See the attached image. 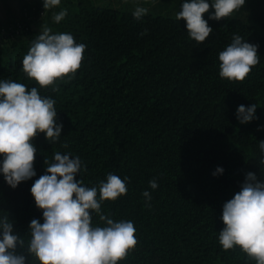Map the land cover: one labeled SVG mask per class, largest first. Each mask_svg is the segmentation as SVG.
I'll use <instances>...</instances> for the list:
<instances>
[{
  "label": "trees",
  "instance_id": "trees-1",
  "mask_svg": "<svg viewBox=\"0 0 264 264\" xmlns=\"http://www.w3.org/2000/svg\"><path fill=\"white\" fill-rule=\"evenodd\" d=\"M28 8L23 23L1 32L0 79L36 86L55 99L63 129L57 141L48 142L43 133L33 138L36 176L12 188L0 174V216L9 217L25 248L30 221L43 222L30 188L59 151L81 158L86 171L75 178L88 187L109 172L128 178L127 193L101 206L114 220H131L136 228L137 244L118 264H256L238 246L223 249L218 236L222 205L240 190L245 174L264 179L259 149L264 128H258L264 125V0H246L219 21L204 13L213 31L202 43L188 36L183 19L161 11L138 20L132 11L61 0L37 21ZM64 9L67 15L55 22ZM44 28L71 33L86 45L74 77L47 87L22 68L31 41ZM234 34L258 45L259 63L243 81L219 75L218 54ZM252 103L258 105V119L241 124L237 107ZM217 166L224 172L214 176ZM152 179L156 189L150 188ZM144 190L151 192L150 207ZM92 222L103 225L98 214ZM29 264H37L34 257Z\"/></svg>",
  "mask_w": 264,
  "mask_h": 264
},
{
  "label": "clouds",
  "instance_id": "clouds-1",
  "mask_svg": "<svg viewBox=\"0 0 264 264\" xmlns=\"http://www.w3.org/2000/svg\"><path fill=\"white\" fill-rule=\"evenodd\" d=\"M60 2L43 0V6L53 8ZM245 3L246 0H183L176 18L185 21L191 39L202 43L213 31L204 13H208V19L219 21ZM210 6L214 11L209 12ZM147 13L148 8L137 6L133 17L139 20ZM66 15L64 9L53 19L59 23ZM85 48L71 33L44 28L31 41L22 60L23 71L41 87L54 86L58 79L74 77ZM257 49L258 45L234 34L218 54L220 77L243 81L259 63ZM55 103L52 97L42 96L36 86L29 89L24 83L0 79V174L12 188L36 176L37 148L33 138L38 133H43L48 142L60 138L63 124L57 122ZM257 107L256 103L239 105L236 119L241 124L258 119ZM259 149L264 163V140L259 141ZM82 171L86 166L79 156L55 152L53 162L30 188L35 206L42 210L43 222L35 218L30 221L26 248L9 217L0 216V264H29V257H34L37 264H118L136 246L134 222L114 220L101 207L103 201H114L127 193L128 178L109 172L105 180L88 187L75 178ZM223 172L224 168L217 166L212 175ZM149 185L156 189L158 182L152 179ZM142 195L150 207L151 192L144 190ZM93 214L99 215L102 226L93 224ZM220 218L224 224L218 236L222 248L238 246L256 264H264V179L258 180L254 172H247L240 190L222 205Z\"/></svg>",
  "mask_w": 264,
  "mask_h": 264
},
{
  "label": "crops",
  "instance_id": "crops-1",
  "mask_svg": "<svg viewBox=\"0 0 264 264\" xmlns=\"http://www.w3.org/2000/svg\"><path fill=\"white\" fill-rule=\"evenodd\" d=\"M130 1L118 0V4L122 3V6H125ZM34 3L35 0H0V35L3 29L21 22L23 20V9L32 6ZM209 10H211V6Z\"/></svg>",
  "mask_w": 264,
  "mask_h": 264
},
{
  "label": "rangeland",
  "instance_id": "rangeland-1",
  "mask_svg": "<svg viewBox=\"0 0 264 264\" xmlns=\"http://www.w3.org/2000/svg\"><path fill=\"white\" fill-rule=\"evenodd\" d=\"M87 1H90L92 2L95 6H98L100 8H115V9H119V10H122V11H134L135 8L137 6H143V7H146L148 8V12H151V13H154L156 14L157 11L158 12H162V13H169L170 15L172 16H175L176 17V13L179 11V7L181 8V5L179 4H174L173 7H153L150 5V1L151 0H129L130 2L128 3L129 5L128 6H122V3L118 4V0H87ZM35 3H38V4H42L43 5V2L42 0H35ZM34 5V4H32ZM170 10L169 12H166L167 10Z\"/></svg>",
  "mask_w": 264,
  "mask_h": 264
},
{
  "label": "built area",
  "instance_id": "built-area-1",
  "mask_svg": "<svg viewBox=\"0 0 264 264\" xmlns=\"http://www.w3.org/2000/svg\"><path fill=\"white\" fill-rule=\"evenodd\" d=\"M43 2V0H42ZM34 6H36L38 8V11H34ZM34 6H30L28 9H27V13L30 14V15H33L35 16L36 20L38 21L39 19H41L44 15L48 14L50 9L51 8H47L42 5V4H38V3H34ZM27 20L29 21V19L27 18ZM20 23H23V20L20 22ZM29 24V23H27ZM22 25H18V27H20ZM15 31V28L13 29Z\"/></svg>",
  "mask_w": 264,
  "mask_h": 264
}]
</instances>
